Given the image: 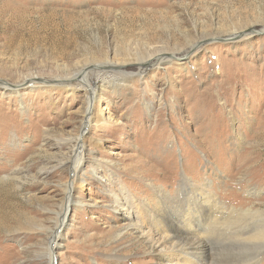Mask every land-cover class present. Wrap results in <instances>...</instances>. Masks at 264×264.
<instances>
[{"label": "rangeland", "instance_id": "obj_1", "mask_svg": "<svg viewBox=\"0 0 264 264\" xmlns=\"http://www.w3.org/2000/svg\"><path fill=\"white\" fill-rule=\"evenodd\" d=\"M0 81V264H264V0H0Z\"/></svg>", "mask_w": 264, "mask_h": 264}, {"label": "bare ground", "instance_id": "obj_2", "mask_svg": "<svg viewBox=\"0 0 264 264\" xmlns=\"http://www.w3.org/2000/svg\"><path fill=\"white\" fill-rule=\"evenodd\" d=\"M84 72L85 70L81 71V73H84ZM85 75L86 74L84 73L83 74L84 77L82 76L83 78L82 77L80 78L81 84H83L84 86L87 85L88 90H90V95L92 97V100H94V97H95V92L93 90L94 88H91V86L86 81V79H84ZM0 86H2V88L7 87L6 84H4V82L2 81L0 82ZM16 89L17 88H15L14 90L16 91ZM87 116L89 119L90 114L87 113ZM80 159L81 158H77V162H79ZM76 166L73 168L74 169L73 172L76 170ZM74 174L75 173H73V175ZM159 192L161 194L163 193L161 190ZM72 201L73 200L68 195L67 210H66L67 212L69 210V204ZM204 203L206 202L204 201L202 205ZM195 206L191 204V207L188 208L187 210L189 211V214L194 210ZM123 208L127 211V215H126L127 220L132 219L136 221L134 225L135 226L134 229H136V231H140V233H145L141 235H145L146 238L151 243V248L159 253L161 264H207V258L205 257L206 255L204 253L205 247L203 246L204 243L202 242V237H198L197 239L193 241H188V242L184 241L186 240L187 236L191 234L190 232L195 229V226H193L194 225L193 220L191 219V217H188L189 214L186 216V218H184V226L182 225L183 228H180V230L185 231L184 232L185 237H184L182 232L178 233L176 230H174L170 226L171 222H170V219L169 220L167 219V215L172 212L171 210L172 208L171 209L165 208L164 203L161 206V210L159 211V213H156V219L151 220V222H149L150 220L148 219V214L150 212V209L147 207V205L145 204H142V205L126 204L123 206ZM144 213H147L146 219L148 220L147 226L145 227L142 224L143 223L142 215ZM65 218H66V215H65ZM64 220L65 219L63 218L62 223L64 222ZM250 223L251 222H249V224ZM171 225L173 226L172 223ZM54 243H55V238L53 239V243L50 247V251H53Z\"/></svg>", "mask_w": 264, "mask_h": 264}, {"label": "water", "instance_id": "obj_3", "mask_svg": "<svg viewBox=\"0 0 264 264\" xmlns=\"http://www.w3.org/2000/svg\"><path fill=\"white\" fill-rule=\"evenodd\" d=\"M216 40L215 39H212V40H205L204 42H202L203 44H206V43H210V42H215ZM222 41V40H221ZM202 43H198V44H196V45H194L193 47H192V49L190 50V53H192V52H194L200 45H202ZM189 53V54H190ZM189 54H187L186 56H184V59L185 58H187L188 57V55ZM168 57H170V58H174V57H172V56H168ZM39 81H41L42 83H45V84H48V82L46 81V80H39ZM1 82V81H0ZM2 82H4V81H2ZM4 84H6V86L7 87H10V88H13V89H15V88H19V86H12V85H10V84H8V83H6V82H4ZM51 256H52V262L54 263V256H53V254H51Z\"/></svg>", "mask_w": 264, "mask_h": 264}]
</instances>
